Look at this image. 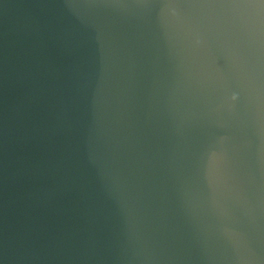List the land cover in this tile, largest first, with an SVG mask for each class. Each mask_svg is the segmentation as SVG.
<instances>
[{
  "label": "water",
  "instance_id": "1",
  "mask_svg": "<svg viewBox=\"0 0 264 264\" xmlns=\"http://www.w3.org/2000/svg\"><path fill=\"white\" fill-rule=\"evenodd\" d=\"M0 264H264V0H0Z\"/></svg>",
  "mask_w": 264,
  "mask_h": 264
}]
</instances>
